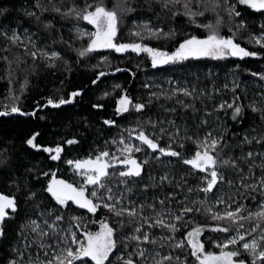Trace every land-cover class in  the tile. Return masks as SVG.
<instances>
[{
  "label": "snow or ice",
  "instance_id": "obj_1",
  "mask_svg": "<svg viewBox=\"0 0 264 264\" xmlns=\"http://www.w3.org/2000/svg\"><path fill=\"white\" fill-rule=\"evenodd\" d=\"M239 6L264 17V0H143V5L138 0H115L111 7L106 0H30L20 11L35 21L37 31L19 21L15 27L0 26L4 42L0 51L5 53L0 60L8 65V82L12 83V65L20 68L29 61L31 71L39 62L54 73L60 70L65 79L43 103L36 102V110L6 105L0 117H35L43 109L62 110L78 103L88 85L64 88L71 83L68 74L73 69L67 54L73 52L77 64L100 57L92 66L94 86L102 83V77L130 71L121 67L111 73L97 71L104 65L111 68L105 52L145 54L152 68L201 58H259L264 23L247 37L259 50L242 46L249 21ZM10 11L0 7V17L6 18ZM141 11L151 12L157 20L161 13L185 16L206 35L186 34L171 51L153 47L144 41L171 40L177 33L166 32L149 17L133 20L129 36L137 39L124 42L122 21ZM57 20L68 27V39L56 27ZM41 31L57 38L49 43L40 37ZM58 44L63 48L58 49ZM15 50L20 55L10 59ZM251 75L264 81V73ZM143 87L149 89L146 101L132 97L120 84L113 85L121 94L112 116L134 118L135 124L121 128L116 119L103 118V126L119 129L117 137L105 139L83 157L62 155L65 145H80L76 137L45 144L42 133L33 131L24 138L29 155L46 154L59 163L56 170H44L21 162L7 173L12 191H0V241L8 238L9 224H16V229L6 264H264V86L244 104L234 80L232 99L214 103L211 110L204 101L219 91L215 85L211 91L195 84L167 91L159 84L146 82ZM153 87L160 91H151ZM159 100H174L172 107L161 105L169 115L142 119ZM197 101L203 108H197ZM248 111L258 115V123L237 131ZM0 152H7V147L0 145ZM8 163L0 159V167ZM60 164L68 166L71 180L57 175Z\"/></svg>",
  "mask_w": 264,
  "mask_h": 264
},
{
  "label": "trees",
  "instance_id": "obj_2",
  "mask_svg": "<svg viewBox=\"0 0 264 264\" xmlns=\"http://www.w3.org/2000/svg\"><path fill=\"white\" fill-rule=\"evenodd\" d=\"M30 0H0V7H9L11 9L7 17H0V26L9 25L15 27L17 21L24 26L30 28L31 31H37L36 23L33 19L24 16L20 11L22 7L28 5ZM109 7L115 3V0H106ZM139 5H143V0H138ZM146 8V5H144ZM239 10L246 20L249 21V28L247 32L243 33L240 43L242 46L247 47L249 50H259V46L248 43L247 37L249 33H255L260 23H264V17L259 13H252L251 10L246 9L244 6H239ZM156 11L160 9L157 7ZM151 17L154 24H159L167 32L169 29H174L177 36L174 39L167 40L151 39L146 40L144 43L153 47L162 48L164 50H174L177 46V41L185 38L186 34L204 36L206 35L203 29H198L195 25L188 22L185 16H177L171 18L161 13L159 19L151 12L141 11L133 14L131 19L122 21L120 27L123 29L124 42L129 40H136L135 37L129 36V30L133 28V20H145ZM211 18V17H210ZM46 19H51V16H46ZM203 19V18H200ZM56 27L63 31L65 39H68V27L63 25L62 22L54 21ZM90 27V26H89ZM227 34V28L223 30ZM40 37L50 43L52 37L49 38L43 31L40 32ZM4 46V42L0 40V49ZM79 47V43L76 45ZM58 49H62V45H56ZM259 58H245L239 60L238 58L228 57L222 60H214L211 58H201L199 60L191 59L181 64L164 65L159 68H152L150 60L145 54L136 56L134 53L129 54H116L105 52L104 55L108 56L111 68L107 65L101 66L99 70L114 72L115 67L129 69L128 72H119L110 74L107 77H102V83L98 86L91 85L90 81L94 78L95 73L92 66L99 62L100 57L96 59L86 60L84 63H76L75 53L67 54L72 64L73 71L68 74V79L71 83H66L65 91H71L77 87L85 84L88 87L85 90V95L78 98V103L75 105L64 106L62 110L43 109L38 112L35 117L19 116L12 114L7 117H0V145L7 147V152H0V159L8 160L9 163L6 167H0V191L9 194L12 190L9 189V181L7 173L12 169L18 167L21 162L24 164L39 165L44 170L51 168L56 170L59 162H54L46 158V154H38L36 156L29 155L30 150L23 143L24 138L33 131L42 133L41 143L58 142L62 138L76 137L81 141L80 145L72 146L69 148L65 145V153L62 154L65 159H74L83 157L96 147L98 144L103 145L105 139H112L117 137L119 129L116 127L109 130L107 126L102 125L103 118H114L118 124L123 127L134 126L135 119L129 118L122 119L119 116L113 117L112 114L115 109V100L121 94L120 90H113L114 84H120L123 88L127 89L132 97H138L141 101L148 99L149 89L143 87L144 83L159 84L165 91L177 85L182 87H191L197 85L200 88H207L212 90L213 85L219 91L214 93L212 100L205 99L204 103L211 110L212 105L220 103L222 100H231L233 81L239 83L240 87L237 89V95L241 96L244 104H247L254 95L259 94L264 81H260L258 76L253 77L252 72L264 73V50ZM5 55L0 51V56ZM10 55L12 59L15 55H20V50H15ZM35 71H31V62L27 65H21L17 68L15 64L12 65L11 79L12 83L9 84V69L8 65L0 60V111L5 110L7 105L9 108L12 104H17L22 110L32 112L36 110V102L43 103V98L51 94L56 89L61 88L60 81L65 79V74L60 70H53L46 68L43 64H39ZM28 68L29 71L23 69ZM132 72L136 75L133 78ZM27 79L28 83L25 86L24 82ZM169 81L172 83L169 84ZM224 85H228L227 88ZM23 88V91H22ZM110 93L109 96L104 97V92ZM151 91L159 92L160 89L153 87ZM18 97V99H14ZM181 99H184L181 97ZM103 104V109L92 108L93 104ZM167 107L174 106L173 101H154L145 116L142 119H147L149 116L153 120L158 117L163 118L166 115L161 105ZM197 108H203L200 101H197ZM43 117V119H41ZM258 123V115L250 111L247 112L243 125L236 126L237 131L241 128L247 127L252 123ZM188 123L192 121L189 119ZM22 170V169H21ZM59 177L71 180L72 174L66 164H60V171L57 173ZM23 207V206H22ZM23 215V213H22ZM202 222L204 217L199 218ZM16 224H9L8 238L0 241V264H6L7 256L9 255L8 249L14 243V232ZM209 251H218V249L208 248Z\"/></svg>",
  "mask_w": 264,
  "mask_h": 264
}]
</instances>
